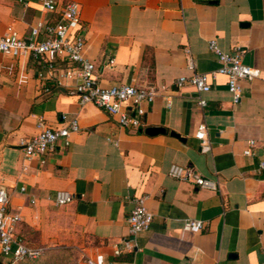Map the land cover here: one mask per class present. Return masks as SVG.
I'll use <instances>...</instances> for the list:
<instances>
[{"label": "crops", "instance_id": "0c3cea01", "mask_svg": "<svg viewBox=\"0 0 264 264\" xmlns=\"http://www.w3.org/2000/svg\"><path fill=\"white\" fill-rule=\"evenodd\" d=\"M73 1L81 55L95 64L99 83L152 85L156 94L142 104L140 126L119 127L94 104L77 103L74 81L61 76L67 63L56 60L48 71L27 55H0V182L7 211L19 215L15 235L40 247L39 255L71 248V264H88L87 258L92 264H262L264 0ZM53 17L38 0L0 1V32L10 25L27 37L29 25ZM210 39L224 52L241 47L242 62L256 71L240 82L237 104L222 74L209 76L203 107L191 85H174L178 77L216 69ZM60 115L77 120L69 144L58 140L51 151L24 158L19 139L35 133L37 118L54 127ZM200 122L202 141L194 137ZM249 140L250 154L243 155ZM171 163L211 179L215 189L170 177ZM58 189L72 194L69 203L54 204ZM138 198L151 222L129 235L125 217ZM188 218L201 221V229L182 231ZM124 238L129 248L119 242Z\"/></svg>", "mask_w": 264, "mask_h": 264}, {"label": "built area", "instance_id": "2783aa9c", "mask_svg": "<svg viewBox=\"0 0 264 264\" xmlns=\"http://www.w3.org/2000/svg\"><path fill=\"white\" fill-rule=\"evenodd\" d=\"M41 9L46 13H52V19H38L28 27V36L22 37L12 26H6L0 32V55H7L17 58L27 55L46 70H53V63L56 60L65 62L67 67L62 69L61 76L74 81L70 93L75 95L77 103L83 105L92 103L96 107L112 116L119 127L137 128L141 125V118L144 114L142 104H149L156 94L152 85L135 86L132 84L101 85L97 79L96 66L81 55L83 38L75 28L79 24V5L69 0L59 5L57 0H38ZM207 50L216 57L217 67L210 73L192 72L189 76H181L174 82L175 87L182 84L191 85L196 94V103L203 107L205 99L202 94L210 88L208 78L215 74L225 76L226 90L230 95L231 104H237L241 98V81H250L256 71L242 62L243 49L233 46L228 52L219 49L216 42L210 39L207 42ZM188 55V50L184 49ZM188 58L187 67L192 69V61ZM107 63H113L108 59ZM43 74L37 72V78L41 79ZM78 130L75 117L60 115L59 123L52 127L39 117L35 121V133L29 137L19 139L23 156L29 159L33 156L43 155L53 149L54 144L59 140L62 147L69 144V135ZM205 124L200 122L194 132V137L202 141L204 139ZM253 141L247 142V147L242 151L243 155L250 154V147ZM258 169L264 171V160L259 161ZM167 174L180 181H189L198 187L215 189V182L197 174L192 168L171 163L167 168ZM21 190L23 188H20ZM72 194L66 190L58 189L54 193L53 202L55 205L69 203ZM8 194L4 185L0 182V255L14 264L22 259H33L41 251L40 247H31L23 243L20 237L15 235L14 226L19 221L17 213L7 211ZM127 233L134 235L137 232L145 231L151 222V213L144 207L143 199L134 201L133 207L125 217ZM202 223L197 219H185L182 222V231H197L201 229ZM125 248H129L126 238L119 241ZM88 264L93 262L86 259ZM95 264H99L96 262ZM118 264H131L120 262ZM264 264V256L262 259Z\"/></svg>", "mask_w": 264, "mask_h": 264}, {"label": "rangeland", "instance_id": "374dc122", "mask_svg": "<svg viewBox=\"0 0 264 264\" xmlns=\"http://www.w3.org/2000/svg\"><path fill=\"white\" fill-rule=\"evenodd\" d=\"M4 1V0H0ZM66 251H63L65 250ZM58 250V251H56ZM71 248L43 250L42 254L33 259L17 261L14 264H71L76 259L71 255ZM66 252V255H65Z\"/></svg>", "mask_w": 264, "mask_h": 264}, {"label": "trees", "instance_id": "16d2710c", "mask_svg": "<svg viewBox=\"0 0 264 264\" xmlns=\"http://www.w3.org/2000/svg\"><path fill=\"white\" fill-rule=\"evenodd\" d=\"M22 260H27V258H25V259H22ZM21 261V260H20ZM0 264H9V262L8 261H5V260H3L1 257H0Z\"/></svg>", "mask_w": 264, "mask_h": 264}, {"label": "water", "instance_id": "95a60500", "mask_svg": "<svg viewBox=\"0 0 264 264\" xmlns=\"http://www.w3.org/2000/svg\"><path fill=\"white\" fill-rule=\"evenodd\" d=\"M161 131H164V129H161Z\"/></svg>", "mask_w": 264, "mask_h": 264}]
</instances>
